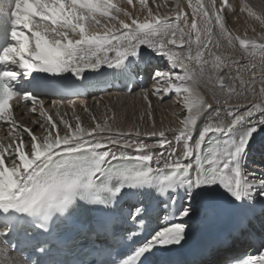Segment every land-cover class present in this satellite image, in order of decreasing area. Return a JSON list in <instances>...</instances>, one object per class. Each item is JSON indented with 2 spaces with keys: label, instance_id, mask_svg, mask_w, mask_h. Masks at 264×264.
<instances>
[{
  "label": "snow or ice",
  "instance_id": "snow-or-ice-1",
  "mask_svg": "<svg viewBox=\"0 0 264 264\" xmlns=\"http://www.w3.org/2000/svg\"><path fill=\"white\" fill-rule=\"evenodd\" d=\"M139 4L147 10L143 19L119 0H0V122L15 135L14 143L0 144V264H17L13 251H31L30 264H150L152 256L174 254L201 226L227 225V234L219 237L225 247L230 237L246 233L252 239L256 228L264 233V167H249V144L264 128V43L226 27L229 9L235 11L229 0H187L190 22L180 0H174L170 15L154 13L148 0ZM245 10L264 24V15L247 4ZM221 38L233 50L239 42L247 58L243 68L239 56L215 51ZM154 57L166 60L168 68L151 71L160 85L153 91L161 99L162 92L181 97L185 112L172 140L165 131L147 134L159 137L160 153L143 140L121 141L127 134L113 133L107 120L85 129L79 116L75 127L61 117V135L40 99L41 94L84 95L90 78L107 72L126 79L132 92ZM193 61L198 71L190 67ZM225 68L229 71L221 74ZM243 70L251 73L249 79ZM202 82L218 86L211 100L198 91ZM14 98L46 119V135L16 120ZM83 107L87 112L86 101ZM129 191L155 195L159 203L140 200L125 208ZM157 209L169 223L151 225ZM145 231L121 255L125 241ZM214 248L210 243L196 254L208 259L168 258L158 264H264V248L226 262L210 259Z\"/></svg>",
  "mask_w": 264,
  "mask_h": 264
},
{
  "label": "bare ground",
  "instance_id": "bare-ground-1",
  "mask_svg": "<svg viewBox=\"0 0 264 264\" xmlns=\"http://www.w3.org/2000/svg\"><path fill=\"white\" fill-rule=\"evenodd\" d=\"M149 1H148V4H149ZM166 1L168 2L167 4L165 3L166 5H164L166 13L165 11L163 12L162 7H161V10L163 13H165L163 15H170L173 13V10L175 7L174 0H166ZM119 2L122 3L123 6H125L127 11L133 14V17L136 16L135 13L137 14L136 12L137 9L136 8L134 9V7H132L133 5L132 6L128 5L127 0H119ZM229 3L234 5L235 11L233 12L232 9H229V13L226 16V27L234 35H239L242 37L247 35L248 38L256 39L258 36H261L264 34V28H262L260 24H258V20H256L252 15H250L247 10L241 11V8L247 3H244L241 0H229ZM180 4L183 10L189 14V22H190L191 21V9L187 6V0H180ZM217 4H219V0H217ZM149 5L153 9L154 5H152L151 2ZM257 6H260L258 7L259 9L263 8L259 4ZM131 7L134 10L133 9L131 10L130 9ZM248 7L251 9V11L255 12L258 15L257 8L253 9L252 7H250V5H248ZM154 10L156 9L154 8ZM161 10H159V12ZM144 15L146 16L147 12H145L144 14L141 13V15H138V16L140 17V19H143L145 17ZM121 18L125 20H129L128 17L121 16ZM228 19H230V25L227 24ZM213 33L215 37L218 34V30L214 28ZM235 44L237 47H239L238 41H236ZM222 50H224V45L222 44V41H221L220 48L215 49V51H217V53H222ZM177 51L186 52L187 49L186 48L177 49ZM256 51H260V50L257 49ZM157 59H158L157 63L152 65L154 66V68L155 67H160L162 69L168 68V62L166 60L160 59V58H157ZM190 67L197 71L199 70V65L196 64L195 61L191 63ZM148 70L151 72L150 68H148ZM168 70L171 71L170 68ZM176 71H180V69H176ZM228 71L229 69L225 68L223 70V73L221 74L227 73ZM232 73L233 75H235L236 72L232 70ZM260 74H261L260 71H257V76H259ZM249 75L251 76V74ZM250 76H246L245 79H249ZM147 84H150V88H147L143 92L141 91L143 94V97L145 100H148V99L151 101L155 100L156 107H157L156 115H153L149 119H147L145 116L143 117L142 115L138 118L136 117L131 118L130 115L127 114L126 112H123V114L121 113L117 114L116 112L114 113L115 110L113 111L114 107L119 106V105H123L124 107H127L128 102H125L124 99L133 98L132 96L135 94V91L140 90L143 87H140V89L136 88L132 92V94H124L118 91H107L105 93H100V94L98 93L89 94L87 97H84V98L43 97L41 99L44 101V108L47 111V113L52 116L54 121L57 122V127L61 135H63L65 131V126L61 122V117H63V119L68 120L69 123L72 124L73 127H75V124H76L75 117L79 116L80 117L79 123L82 128L90 129L92 127H95L97 123L103 124L104 121L107 120L108 125L113 130V133L130 132V134H132L131 138L133 141L143 140L146 144L151 145L152 144L151 142L159 141L158 136L153 137V136L147 135L148 133H151V132L159 133L160 131H165L167 138L173 139L174 132L172 130L180 127L179 120L183 118V115L185 114V112L183 111L182 104L179 105L178 100H177V98L178 99H182V98L177 96L176 94L171 93V95H173L174 97H177L173 99V101L171 102L165 101V103H162V100H165L166 98H168L169 93L165 94L162 92L161 96L164 97L163 99H161L160 96H157L153 90L160 85L155 80H153L151 75L149 76ZM198 91L205 98H208L209 100H211L213 96V92L214 91L218 92V86L216 89H213L211 85H207L206 83L202 82L198 86ZM257 91H258V86H257ZM145 93H147V98H145ZM84 101L87 102V108H88L87 112L84 110V107H83ZM232 103H244V101L243 100L238 101L234 99ZM130 106H131V103H130ZM30 108H31V104L28 106H23L22 104L17 105L16 113H15L17 120L20 123L24 124L25 126L32 128L35 133L39 135H46L47 130L49 128V123L46 121L45 118L40 117L38 114L31 113ZM154 108L152 110H154ZM207 116H208V113H205L204 116H202L201 119L198 120L197 128L202 126V123L207 118ZM32 121H39L40 124L43 125V128L37 125H34ZM10 132H11V129H6V128L0 131V144L7 146L9 143L15 142V135L10 134ZM136 133H139L140 135L137 136ZM257 134H260V135H257ZM22 135L26 143L27 134L22 133ZM102 135L107 137L109 133H103ZM197 135H198V132H197ZM254 135H256L255 137L256 139L258 138V140L255 141L256 140L255 139L249 144V149H250L249 167L250 169H255L257 167H261L264 165V128H262L258 133ZM193 139H195V135ZM152 146L153 147L151 150L154 154L164 151V149H161V147L159 146V143H157V145H152ZM181 148H182V145L177 146L178 153L181 151ZM26 150H27V147H26ZM128 151L133 155L136 154L134 149H129ZM261 237L264 239V234H262ZM230 240L231 242L226 247L222 248L220 251L214 252L211 255L210 259H212L213 261H222L227 256L234 254L235 252L242 249L246 245V239L243 234H242V239L236 236H233V237H230ZM11 255L16 259L17 264H28L24 262L18 254L12 252Z\"/></svg>",
  "mask_w": 264,
  "mask_h": 264
},
{
  "label": "rangeland",
  "instance_id": "rangeland-1",
  "mask_svg": "<svg viewBox=\"0 0 264 264\" xmlns=\"http://www.w3.org/2000/svg\"><path fill=\"white\" fill-rule=\"evenodd\" d=\"M133 1L136 2V3L133 2V4H132L133 6L132 5L131 6L134 7V9L135 8L137 9L136 10L137 14L135 13L136 16L141 15V13L144 14L145 12H147L146 9H143L142 10L140 8L139 0H133ZM241 1L244 2V3H247L253 9H256L257 8L258 9L257 10L258 15H264V0H241ZM150 2L152 3V5H154L153 6V10H154V8L156 9V10L153 11L154 13L156 12V13H159L161 15H163V14L166 13V10L164 8V5H166L168 3L166 0H150L149 1V4H150ZM162 2H163V4H162ZM157 3H159V4H157ZM120 4H121V7H124L125 8V6H123L122 3H120ZM149 4H148V6L151 7ZM155 4L156 5H159V7H157ZM258 4L261 5V7H263V8L262 9H259L258 7H260V6H257ZM132 7L130 8L131 10L133 9ZM161 7H162L163 12L165 11V13L162 12ZM159 10H161V11L159 12ZM227 24L230 25V19L227 20ZM258 24H260V26L262 28H264V24H261V22H259V21H258ZM256 40H257L258 43H264V34L261 35V36H258L256 38ZM221 41H222V44L224 45V50H222V53H228V52L233 51L232 52L233 55L240 57L239 66H241V68H243V66L247 64V58L242 56V54H241V52L239 50V47L236 46V48L234 50L233 49H229L228 46H227V42L225 40H223V38H221ZM218 54H220V53H218ZM261 54H262L261 51H256V57H257V63H258V65H259V57H260ZM152 70L153 69H151V71ZM232 70L234 72H236V68L235 67H233ZM257 71H259V68L257 69ZM249 74H251V73L248 72V71H246V70L241 71V75L244 78L246 76H250ZM257 85H259V81H257ZM147 88H150V84H148V86H146L144 89H140V90L135 91V94L132 96L133 98H125L124 100H125V102H128L127 103L128 106L127 107H124L123 105L116 106L113 109V111L115 110L114 113L116 112L117 114L118 113L123 114V112H126L127 114L130 115L131 118H133V117L138 118V117H140L142 115L143 117L145 116L147 119L151 118L153 115H156V112H157L156 111V109H157V107H156V101L154 99H153L154 101H151L149 99L148 100H145L144 97H143L142 92L144 90H146ZM175 98H177V97H174L173 95H171V93H169L168 98H166L165 100H162V103H165V101L171 102ZM177 100H178V104L180 105L181 104V99H178L177 98ZM132 101H133V103H132ZM130 103H131V106H130ZM153 108H154V110H152ZM126 134H127L126 136L121 137V141H123V139H128V140L133 141L132 138H131L132 134H130V132H126ZM257 135H260V134H257ZM255 136L256 135L253 136V140L256 139ZM169 140H172V139H169ZM257 140H258V138L255 141H257ZM151 143H152L151 145H157L158 141L151 142ZM261 167H264V165L261 166ZM263 248H264V246H263Z\"/></svg>",
  "mask_w": 264,
  "mask_h": 264
}]
</instances>
